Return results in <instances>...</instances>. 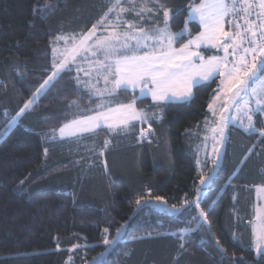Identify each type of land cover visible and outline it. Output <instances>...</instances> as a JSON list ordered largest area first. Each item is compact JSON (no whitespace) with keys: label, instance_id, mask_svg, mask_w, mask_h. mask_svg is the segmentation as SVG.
<instances>
[{"label":"trees","instance_id":"obj_1","mask_svg":"<svg viewBox=\"0 0 264 264\" xmlns=\"http://www.w3.org/2000/svg\"><path fill=\"white\" fill-rule=\"evenodd\" d=\"M154 3L0 0V264H264L252 237L256 189L264 187L261 116L257 134L229 129L223 163L200 201L207 220L199 209L174 215L140 206L160 197L183 209L200 195L198 132L211 117L208 106L220 79L195 88L185 104L155 105L137 93L119 92L118 103H136L147 112L153 130L148 143L140 140L147 126L140 123L115 133L57 137L65 123L100 110V100L79 84L74 70L40 94L55 73L57 41L83 38L115 14L138 32L162 28V11L137 15ZM160 3L169 10L173 33L187 26L192 37L201 32L188 22L201 0ZM117 230L125 233L111 248Z\"/></svg>","mask_w":264,"mask_h":264},{"label":"snow or ice","instance_id":"obj_2","mask_svg":"<svg viewBox=\"0 0 264 264\" xmlns=\"http://www.w3.org/2000/svg\"><path fill=\"white\" fill-rule=\"evenodd\" d=\"M255 7L254 3H248L247 0L239 6L237 0H231V3L228 0H201V3L191 9L189 16L198 18L204 30L195 37L189 33L187 43L174 47V43L183 39L185 30L178 33L170 31L169 10L160 3V0H155L154 7L145 5V8L141 9L137 15L145 9L149 13L156 10L157 14L162 11L164 20L157 21V23L162 22L164 27H154L151 32L140 28L139 31L142 33L140 35H131L126 32L122 42H119L118 35L97 38L93 52L95 54L96 50H100L104 57V62L99 64V68L102 69L101 74L105 83H111L113 86L105 89L111 99L106 101L101 99L97 105L100 110L95 115H87L83 120H73L71 124L65 123L60 128L61 135H64L66 128L72 129L71 135H75L77 131L92 132L102 126L109 131L120 128L121 125L134 128L135 125L131 124V121L143 122L148 119L147 112L137 110L135 103H118L116 95L119 92L139 88L140 95L144 96L145 89H147L152 100L157 104L173 98L178 101H187L192 98L194 84L214 81L217 77L222 78L221 86L213 99H219V94L224 93L227 101L228 94H232L231 99L234 103L237 97L243 100L244 96L251 95L257 105L255 111L264 112V108L261 107L264 105V97L257 98L253 87L254 82L259 81L260 75L264 74V0H259L258 4L262 11L256 12L255 19L250 20L249 17L253 15ZM229 16L232 19L228 20V23L236 29L231 35L224 28L225 18ZM237 19H243L244 24L237 23ZM257 20L260 23H257ZM241 28L244 29V33L239 31ZM95 29L96 26L92 32H95ZM225 40L228 43H224ZM129 41H135V43H129ZM83 44L82 40L80 47H83ZM202 45H210L212 48L222 47L224 55H212L205 59L200 51L195 50L200 49ZM229 56L233 59L229 60ZM247 56L252 58L250 67ZM60 68H66L69 73L73 71L66 62H61ZM56 75H59V72L53 73V76ZM53 76H49L48 80L41 85V95H43L45 85L49 84ZM32 103L34 101L30 100L20 111L23 112ZM113 103H117L118 106L112 107ZM244 103L247 104L248 101ZM208 107L211 110L212 104L210 103ZM224 111H227V107ZM248 119L251 122L252 117L248 116ZM222 121L219 126L221 141L226 139L224 128L230 122V118L225 116ZM15 122L13 119L12 124ZM213 132H216L215 128ZM200 183L204 185L206 181L201 179ZM156 199L161 198L156 197ZM136 204L140 205L141 200L137 199ZM198 209L200 210L199 216L207 220L208 213L202 209L199 196L195 201H189L183 209L173 206L172 211L176 214L191 215L192 211ZM104 231L109 230L106 228ZM120 235V230H117V238ZM257 240L259 242L258 253L264 252V248L261 247L264 246V219H261ZM104 243L108 244L109 240L105 239Z\"/></svg>","mask_w":264,"mask_h":264},{"label":"rangeland","instance_id":"obj_3","mask_svg":"<svg viewBox=\"0 0 264 264\" xmlns=\"http://www.w3.org/2000/svg\"><path fill=\"white\" fill-rule=\"evenodd\" d=\"M258 4H259V0H258ZM115 15L112 16L113 18L111 17L112 19L110 18V16H108V18L102 22L101 27H106L101 31L102 33L97 32L96 35L91 34L89 37H87V39L84 38L83 47H80L81 41L83 39L80 40L81 38H77L74 36L64 37L57 41L56 45L54 46V57L56 61L55 73L59 72V75L53 76L52 81H55L60 76L61 73L67 71L66 68L64 69L60 68V63L66 62V64L70 65L72 69L76 72L77 80L79 78V82L85 85V87H87L92 92L94 98H100L105 100L106 98L109 97L105 89L106 88L110 89L113 86L111 83L106 84L104 77L101 74L102 69L99 68V64L101 62H104V57L100 50H96L94 54L93 50L95 49V42L97 38L100 37L117 36V35L120 37L119 42H122L124 40V33L126 32L131 35L139 34L137 32L133 33V31H136L133 30V28H129L130 30L129 29L125 30V27H128L129 25L125 26L122 22V19H115L114 18L116 17ZM117 25L119 26L117 27ZM241 25H243V23H241ZM184 30H185L184 36L190 33L189 26H187ZM234 31H236L235 28L232 30V32ZM239 31H241V33H244L243 28L239 29ZM129 43H135V41H129ZM241 46L243 47V45ZM229 51L231 52V49ZM228 59L232 60L233 57L229 56ZM246 59L249 61V67H250L251 59H252L251 56H247ZM77 69L79 70L77 71ZM80 77L82 79H86V81H82ZM109 79H111V77ZM241 87H244V85H241ZM253 87L255 88L257 98L264 97V74L260 75L259 81L254 82ZM228 95H229V99L227 101L224 98V93H220L219 99L214 100L212 104V109L209 110L211 114V118L203 123V125L201 126L202 128L198 132V137H199L197 142L198 143L197 153L199 156L198 164H199V169L203 173L204 176L203 179L206 181V183L202 185L201 192L199 195V201H201L203 196L205 195L204 190L208 189L211 186L213 180L215 179L218 173L219 168L223 163L224 155L226 153L229 129L231 127H235L241 129L247 134H257L259 133L258 127L256 125L257 117L261 116L264 121V112L255 111L257 105L255 103V99L251 95L244 96L243 100L237 97L234 103L232 102L231 99L232 94H228ZM173 99L164 102H166L167 104H170L171 102H178V101H173ZM244 101H248V103L245 104ZM225 107H227V111H224ZM261 107L264 108V105H261ZM225 116L230 118V122L224 128V135L226 139L221 141L219 136V126L223 122L222 118ZM248 116L252 117L251 122L249 121ZM213 128L216 129V132H213ZM97 129L98 128L94 129L92 132H94ZM71 131L72 129L66 128L64 135H61L59 131L57 137L61 140H66V139L76 138L78 136H81L82 134L90 133V132L77 131L75 135H71L70 134ZM261 136L264 138V135H262V133ZM256 200H257V207H256L255 221L252 226V237H253L254 251L256 253V256L260 257L264 255V252L258 253L257 251V246L259 243L257 240V236L259 235V225L261 219H264V187H259L256 189ZM143 205L151 208H155L162 212H168L170 214L176 215V213L172 211V208L168 206L165 201L150 200L141 204L140 206ZM124 233L125 231H122L119 238H117L113 243H111L110 245L111 248H113L118 242L122 240ZM261 247L264 248V246Z\"/></svg>","mask_w":264,"mask_h":264},{"label":"crops","instance_id":"obj_4","mask_svg":"<svg viewBox=\"0 0 264 264\" xmlns=\"http://www.w3.org/2000/svg\"><path fill=\"white\" fill-rule=\"evenodd\" d=\"M228 2L231 3V0H228ZM121 15H122V14H121ZM117 19H119V18H117ZM230 19H232L231 16L225 18L224 28H225V31H228V32L231 34V32H232V30L234 29V27L228 23V20H230ZM188 22H189V24H195V25L199 26L200 29H201V31L204 30V29H203V26L201 25V23H200V21H199L198 18H191V17L189 16V17H188ZM237 23L241 24V23H242L241 19H237ZM104 28H106V27H101V25H100L99 27H97V28L95 29V32H92V31H91L90 33H91V34H95V35H96L97 32L102 33L101 31H102ZM112 28H113V27H112ZM126 28L129 29V28H131V27L128 26V27H126ZM127 29H125V30H127ZM189 29H190V28H189ZM129 30H130V29H129ZM134 32H137V33H139V34H142V33L138 32V31H133V33H134ZM90 33H89L87 36H85V37H89V36H90ZM139 34H138V35H139ZM188 35H189V34H188ZM249 35H250V34H249ZM186 36H187V35H186ZM85 37L81 38L80 40L83 39V41H84V38H85ZM224 43H228V41L225 40ZM195 50L200 51L201 54L204 55L205 59L208 58V56H206V54L204 53L205 51H217V52L219 53L220 56H223V49H222V47H221V48H212L210 45H207V46L202 45L200 49H195ZM194 59H195V58H194ZM83 75H84V73H83ZM80 76H82V75H80ZM80 78H81V77H80ZM217 79H220V83H221V78H220V77H217L215 80H217ZM81 80H82V81H86V79H82V78H81ZM215 80H214V81H215ZM78 81H79V78H78ZM212 82H213L212 80H209V81H203V82H201L200 84H194V85H193V95H192V98H191L190 100H187V101H178V100H176V99H173V101H178V102H171V103L185 104V103H189V102H191V101L193 100V98H194V90H195V88H197V87H199V86H203V85L211 84ZM79 84H81V83L79 82ZM84 84H85V83H84ZM81 85H82V86H85V85H83V84H81ZM149 87H151V85H149ZM127 92L134 93V94L137 93V94L140 95V89H139V88H136V89H134V90H133V89H129ZM117 96H118V95H116V97H117ZM106 97H107V96H106ZM140 98L148 99V100H150V101H151L153 104H155V105H167L166 102H161V103H159V104H157L156 102H154V101L152 100V97H151L150 93L147 91V89H145V95H144V96H141V95H140ZM96 99H98V100L101 101L100 98H96ZM109 99H111V97L106 98L105 101H106V100H109ZM214 100H215V99H214ZM214 100H213V102H214ZM213 102H212L211 104H213ZM111 106H112V105H111ZM112 107H113V106H112ZM135 107H136V109L138 110V108H137V106H136V103H135ZM210 118H211V117H210ZM136 123H140L141 125H144V124L147 125L146 127L143 128V130H142L141 133H140V140H141L142 143H148L149 140H150V138H151V136L153 135V130H152V128L147 124V121H146V120L143 121V122L138 121V120L131 122V124H136ZM142 127H143V126H142ZM127 128H128V127H124L123 125H121L120 128L114 129V130H112V131H110V132H111V133H115V132H118L119 130H125V129H127ZM100 130H107V131H109L106 127H101V128H98L97 130H95L94 132H90V133H87V134H94V133H96V132H98V131H100ZM87 134H82L81 136H84V135H87ZM78 137H80V136H78Z\"/></svg>","mask_w":264,"mask_h":264},{"label":"built area","instance_id":"obj_5","mask_svg":"<svg viewBox=\"0 0 264 264\" xmlns=\"http://www.w3.org/2000/svg\"><path fill=\"white\" fill-rule=\"evenodd\" d=\"M248 3H254L256 7L253 9V15L249 17L250 20L255 19V13L261 11V9L258 7V0H247ZM244 4V0H238V6ZM246 6V5H245ZM241 16H243V13H241ZM242 23L244 24L243 19H241ZM257 23H260V21H256Z\"/></svg>","mask_w":264,"mask_h":264}]
</instances>
